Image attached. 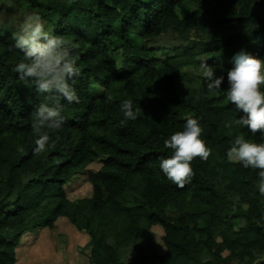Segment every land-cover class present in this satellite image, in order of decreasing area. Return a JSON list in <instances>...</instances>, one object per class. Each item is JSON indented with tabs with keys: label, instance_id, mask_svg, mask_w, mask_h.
I'll return each mask as SVG.
<instances>
[{
	"label": "trees",
	"instance_id": "trees-1",
	"mask_svg": "<svg viewBox=\"0 0 264 264\" xmlns=\"http://www.w3.org/2000/svg\"><path fill=\"white\" fill-rule=\"evenodd\" d=\"M10 2L71 46L79 103L60 99L64 124L52 134L60 139L34 154L33 113L53 101L19 78L23 53L7 24L0 27V264H16L23 235L52 231L61 219L88 236L81 251L89 264H264L258 170L227 159L236 135L264 137L227 127L243 113L226 93L238 53L264 60V0ZM205 60L225 78L219 93L207 89ZM125 99L140 109L134 121L120 110ZM187 118L199 121L212 154L192 162L194 176L180 189L160 160L173 154L164 141ZM95 162L90 196L69 200L67 184Z\"/></svg>",
	"mask_w": 264,
	"mask_h": 264
},
{
	"label": "clouds",
	"instance_id": "clouds-1",
	"mask_svg": "<svg viewBox=\"0 0 264 264\" xmlns=\"http://www.w3.org/2000/svg\"><path fill=\"white\" fill-rule=\"evenodd\" d=\"M13 47L23 53L24 59L16 65V72L21 80L35 81L38 92L48 94L53 101L52 106L41 104L33 113L32 129L36 135L34 154H42L49 147L55 148L60 139L57 135L64 124L61 115L60 99L68 103H79L75 88L69 83L79 76L76 60L73 58L71 46L63 37L45 30L39 15L27 16L13 34ZM200 71L209 92L221 91L224 76H217L213 67L205 61L200 64ZM229 85L227 100L243 115L229 121L227 127L233 125L246 128L252 136L260 133L264 137V60L241 52L234 57V67L227 71ZM111 100V97H107ZM120 110L125 120L134 121L140 109L133 110V101L125 99ZM203 128L195 118H187L183 131H177L164 141V147L172 150L169 158L160 160V169L168 180L183 189L194 176L192 162L195 159L207 161L211 149L201 138ZM23 153L24 149H18ZM227 159L231 163L242 164L245 169L258 170L257 187L264 196V143H256L246 139L245 134L235 136L227 151Z\"/></svg>",
	"mask_w": 264,
	"mask_h": 264
},
{
	"label": "rangeland",
	"instance_id": "rangeland-1",
	"mask_svg": "<svg viewBox=\"0 0 264 264\" xmlns=\"http://www.w3.org/2000/svg\"><path fill=\"white\" fill-rule=\"evenodd\" d=\"M10 0H0V27L7 24V28L13 33L27 16L33 15L30 11L17 10L10 6ZM113 65H118L117 59H111ZM100 162L89 165L84 171L79 172L67 184L66 196L69 200L88 198L90 196V185L88 175L96 172ZM56 228L52 231L47 229H35L27 235L16 251V264H89L87 255L81 251L89 238L84 233L73 230L66 219L57 220ZM153 237L160 251L161 229L155 228ZM23 239V240H22Z\"/></svg>",
	"mask_w": 264,
	"mask_h": 264
},
{
	"label": "crops",
	"instance_id": "crops-1",
	"mask_svg": "<svg viewBox=\"0 0 264 264\" xmlns=\"http://www.w3.org/2000/svg\"><path fill=\"white\" fill-rule=\"evenodd\" d=\"M71 228H73V230H75V228H74V227H72V226H71ZM75 231H76V230H75ZM84 235H85V234H84ZM83 243H87V242H83Z\"/></svg>",
	"mask_w": 264,
	"mask_h": 264
}]
</instances>
